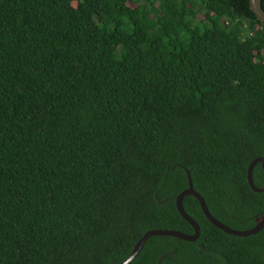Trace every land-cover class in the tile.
I'll return each instance as SVG.
<instances>
[{
    "label": "trees",
    "instance_id": "obj_1",
    "mask_svg": "<svg viewBox=\"0 0 264 264\" xmlns=\"http://www.w3.org/2000/svg\"><path fill=\"white\" fill-rule=\"evenodd\" d=\"M263 157L248 0H0V264H118L146 231L190 235L186 173L248 230ZM181 206L197 238L149 237L128 264H264V225Z\"/></svg>",
    "mask_w": 264,
    "mask_h": 264
},
{
    "label": "water",
    "instance_id": "obj_2",
    "mask_svg": "<svg viewBox=\"0 0 264 264\" xmlns=\"http://www.w3.org/2000/svg\"><path fill=\"white\" fill-rule=\"evenodd\" d=\"M248 8L250 10V12L253 14V16L255 17V19L261 23L262 25H264V11L261 8V4H260V0H248ZM259 163L260 164V168L264 173V157L263 158H255L252 161H250V163L248 164L247 168H246V173H245V178H246V182L248 187L254 191V192H264V186L261 188H257L253 185L252 183V178H251V173H252V168L253 166ZM186 173V172H185ZM186 182H187V186L184 190H182L176 197H175V201H174V206L175 209L177 211V213L180 215V217L187 222L190 227L192 228V234L188 235V234H182L178 231H172V230H149L146 231L145 233L142 234V236L135 242L131 252L129 253V255L122 260L120 263L118 264H128L136 255L137 253L140 251V249L142 248L145 240L149 237L152 236H170L179 240H183V241H194L197 238L198 235V226L196 225V223L183 211L182 206H181V200L184 196L190 195L192 197H194L196 199V201L198 202L199 208L201 210V213L203 214V216L207 219V221H209V223H211L213 226H215L216 228L220 229L222 232L229 234V235H233V236H247V235H252L254 233H256L263 225H264V214L261 215L260 217L256 218L254 221V226L248 230L245 231H237V230H233L230 229L224 225H222L220 222H218L217 220H215L207 211L204 202L202 200V198L192 189V185H191V181L186 173ZM158 263V262H157Z\"/></svg>",
    "mask_w": 264,
    "mask_h": 264
}]
</instances>
